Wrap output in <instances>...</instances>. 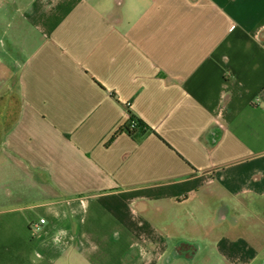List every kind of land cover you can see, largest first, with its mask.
<instances>
[{"label":"crops","instance_id":"crops-1","mask_svg":"<svg viewBox=\"0 0 264 264\" xmlns=\"http://www.w3.org/2000/svg\"><path fill=\"white\" fill-rule=\"evenodd\" d=\"M0 264H264V0H0Z\"/></svg>","mask_w":264,"mask_h":264},{"label":"trees","instance_id":"trees-1","mask_svg":"<svg viewBox=\"0 0 264 264\" xmlns=\"http://www.w3.org/2000/svg\"><path fill=\"white\" fill-rule=\"evenodd\" d=\"M150 132H151V130L142 121H140L138 118L134 117L130 113V119H129L128 123L126 125L122 126L112 136L111 140L107 144L109 145V144L113 143L116 140V138L122 133H127L129 136L137 139L138 135H144V134H147Z\"/></svg>","mask_w":264,"mask_h":264},{"label":"rangeland","instance_id":"rangeland-1","mask_svg":"<svg viewBox=\"0 0 264 264\" xmlns=\"http://www.w3.org/2000/svg\"><path fill=\"white\" fill-rule=\"evenodd\" d=\"M238 210L239 211H238V213L236 215L237 217L245 216L244 212H242L240 209H238ZM241 223H244V222H241ZM172 230H173L174 237H179L181 235L180 234V230H179V228L177 226H174V228H172ZM222 231H223V228H222ZM185 232H186L185 234H187V236L189 235V238H194L196 236L201 237L203 235V233H208L209 234V233H212V232L213 233L216 232V235H218V237H219L220 230L218 229V227L215 230H213V228L204 229L201 225H199V227H198L196 224H194L193 222L189 221L187 223V225H186ZM249 240H251V238H249ZM200 256H202V255H200Z\"/></svg>","mask_w":264,"mask_h":264},{"label":"built area","instance_id":"built-area-1","mask_svg":"<svg viewBox=\"0 0 264 264\" xmlns=\"http://www.w3.org/2000/svg\"><path fill=\"white\" fill-rule=\"evenodd\" d=\"M46 223V220L45 219H41L40 220V224H45Z\"/></svg>","mask_w":264,"mask_h":264}]
</instances>
